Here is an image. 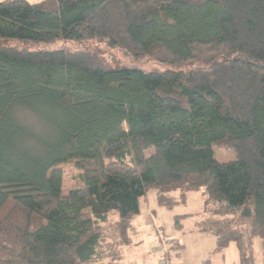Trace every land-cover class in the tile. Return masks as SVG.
Wrapping results in <instances>:
<instances>
[{"label":"trees","instance_id":"trees-1","mask_svg":"<svg viewBox=\"0 0 264 264\" xmlns=\"http://www.w3.org/2000/svg\"><path fill=\"white\" fill-rule=\"evenodd\" d=\"M91 44L168 69L109 68ZM151 191L169 210L202 192L198 231L257 264L264 0L0 1V264H109Z\"/></svg>","mask_w":264,"mask_h":264},{"label":"crops","instance_id":"crops-1","mask_svg":"<svg viewBox=\"0 0 264 264\" xmlns=\"http://www.w3.org/2000/svg\"><path fill=\"white\" fill-rule=\"evenodd\" d=\"M152 192V205L147 206L149 192L140 203V214L132 221V229L129 232L130 243L121 247L118 259L111 260L109 264H166V262L168 264H204L207 261L217 264L218 260L222 264H226L228 256L232 258L231 264H239V252L235 244H231L223 252L217 253L216 238L198 231L197 223L203 218L204 197L202 192L198 198L202 204L201 212L181 215L175 211L179 208H188L189 203L199 204L192 200L193 193L187 194L185 202L180 201L181 193H174L172 196L181 203L173 210H169L159 205L156 192ZM142 204L145 205L146 210ZM176 216L182 218L179 220V227L176 225ZM185 221L189 222L188 227L182 223ZM164 241L169 248L167 256L161 250ZM175 246L181 249H175ZM256 251L258 255L263 254L264 244L260 239L255 241ZM103 264H108V261Z\"/></svg>","mask_w":264,"mask_h":264},{"label":"rangeland","instance_id":"rangeland-1","mask_svg":"<svg viewBox=\"0 0 264 264\" xmlns=\"http://www.w3.org/2000/svg\"><path fill=\"white\" fill-rule=\"evenodd\" d=\"M4 1V0H0ZM32 4L40 3L43 0H27ZM90 44V43H89ZM90 47L92 48L93 52L97 54L98 61L109 68H122V67H129V68H140L145 71H154V70H165L168 69L166 66H162L156 61L149 59V58H142V59H135L131 55H128L127 53L121 51L120 49H109L103 44H91ZM47 50L57 49V48H65L70 51H77L80 49H84L83 46H78L75 44H67V43H55L50 46L43 47ZM191 65L185 67V69H188ZM126 129V126H125ZM215 156L216 159L220 162H231L234 160V154L232 150L227 147L226 145H218L214 147ZM153 153V150H148L145 152L146 157H150ZM63 185H64V195H67L68 191L77 184L78 182V176L80 172L75 168L74 164L69 163L63 166ZM200 193H193L192 200L194 202H199L198 198L201 196ZM152 195L153 192L151 191L148 194V204L147 206L152 205ZM143 208L146 210L145 205L142 204ZM202 207V204L198 203H189L188 208H179L175 212H177L179 215L184 213H200V208ZM168 212L167 209H165ZM186 227L189 226V222L185 221L182 222ZM259 240V239H257ZM256 240V241H257ZM164 243H166L164 241ZM163 245V244H162ZM164 254V253H163ZM165 255V254H164ZM257 255V262L260 264L262 262V254L258 255V252L256 251ZM231 256H228L226 264H231L232 262ZM217 264H222L220 260L217 261Z\"/></svg>","mask_w":264,"mask_h":264},{"label":"built area","instance_id":"built-area-1","mask_svg":"<svg viewBox=\"0 0 264 264\" xmlns=\"http://www.w3.org/2000/svg\"><path fill=\"white\" fill-rule=\"evenodd\" d=\"M162 252L165 254V256H167L168 255V252H169V248H168V246H167V244L166 243H163V247H162ZM166 264H168L167 262H166Z\"/></svg>","mask_w":264,"mask_h":264}]
</instances>
